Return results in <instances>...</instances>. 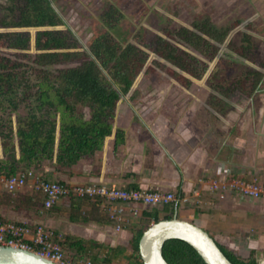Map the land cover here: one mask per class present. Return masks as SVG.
<instances>
[{"label":"trees","instance_id":"obj_1","mask_svg":"<svg viewBox=\"0 0 264 264\" xmlns=\"http://www.w3.org/2000/svg\"><path fill=\"white\" fill-rule=\"evenodd\" d=\"M7 1L6 14L0 17V177L24 170L42 173L47 164L61 173L97 152L113 155L125 136L115 125L118 106L125 97L135 98L134 82L150 71L149 65L165 69L171 64L176 70L166 71L170 81L186 93L204 89L202 103L216 118L237 102L251 99L264 83V62L238 77H214L222 65H237L221 57L223 45L230 49L232 28L202 22L178 29L175 36L192 53L167 40L169 32L157 35L152 45L140 30L130 37L121 28L124 17L111 5L100 18L103 30L93 31L83 43L60 14L57 3L67 0ZM241 27L249 28L250 23ZM250 38L243 32L238 51L234 47L229 51L253 60L256 46ZM79 105L89 110L88 119L76 115ZM163 209L171 211L163 220L171 219L174 206ZM153 220L160 221L157 215ZM145 230L132 241L140 264L138 242ZM218 247L233 264H259L253 252L242 258ZM162 254L168 264H205L181 240L165 242Z\"/></svg>","mask_w":264,"mask_h":264},{"label":"crops","instance_id":"obj_2","mask_svg":"<svg viewBox=\"0 0 264 264\" xmlns=\"http://www.w3.org/2000/svg\"><path fill=\"white\" fill-rule=\"evenodd\" d=\"M244 102V108L236 104L221 118L197 104L187 112L189 127L182 125V117L180 126L170 127L164 113L152 125L139 118L133 123V111L128 127H121L118 110L115 125L125 136L113 155L97 152L61 173L47 164L41 174L69 186L115 185L190 195L199 177L216 176L222 164L234 174L264 183V88ZM200 188V204L180 208L177 218L200 227L229 251L246 249L248 255H259V264H264V201L214 193L207 185ZM43 200L29 187L10 192L0 183V220L26 224L32 231L41 225L52 232L69 260L86 258L96 264H140L133 238L154 223V215L163 220L161 214H170L168 209L139 206L117 232L100 201L68 196L45 209Z\"/></svg>","mask_w":264,"mask_h":264},{"label":"rangeland","instance_id":"obj_3","mask_svg":"<svg viewBox=\"0 0 264 264\" xmlns=\"http://www.w3.org/2000/svg\"><path fill=\"white\" fill-rule=\"evenodd\" d=\"M57 5L67 25L77 33L83 43L89 41L93 31L103 30L100 18L111 5L124 17L121 28L127 29L130 37L139 30L142 31V37L150 45L157 35L169 32L172 35L169 37L165 35L167 40L178 48L195 53L191 47L178 40L175 32L180 28L189 29L193 24L201 26L202 22L217 29L232 28L229 48H237V51L243 32L251 34V42L256 46L253 60L239 59L235 53L232 54L230 49H227V45H223L221 57L234 61L237 65L226 64L219 67L214 74L216 80L238 77L245 69H256L257 64L264 62V0H67L59 1ZM7 6V0H0V17L6 14L4 10ZM247 21L250 27H241ZM148 67L150 71L142 73L134 82L135 98L125 97L118 106L119 125L128 127L131 121L130 112L133 111L135 116L132 119L133 123L139 118L150 125L159 114L164 113L170 127L180 126L181 117L182 125L189 127L191 118L187 112L197 104L198 109L203 111L206 106L202 99L207 93L202 88L194 90L192 94L179 89L166 73L167 70H176L171 64H166L165 69L155 64ZM261 69L264 75V67ZM262 84L259 90L264 88V83ZM244 101L248 100L239 101L237 104L244 108L246 106ZM75 113L82 114L84 119L89 118V110L82 105L76 107ZM20 115H24V111H21ZM198 116L200 118L201 114ZM37 173L43 176L41 172ZM53 180L58 181V178ZM160 217L165 216L161 214ZM235 254L242 258L250 256L246 249ZM259 257V255L256 257L258 261ZM85 259L70 261L78 263Z\"/></svg>","mask_w":264,"mask_h":264},{"label":"built area","instance_id":"obj_4","mask_svg":"<svg viewBox=\"0 0 264 264\" xmlns=\"http://www.w3.org/2000/svg\"><path fill=\"white\" fill-rule=\"evenodd\" d=\"M198 187L190 195L161 190L131 189L115 185H66L56 180L45 178L31 170L20 171L8 177H1L0 183L7 191L13 192L18 188L29 187L44 196L43 207L50 209L61 199L73 196L89 201H100L108 219L119 232L127 221V215L135 214L139 206L151 209H161L173 205L175 211L185 205H198L201 200L200 186L207 185L211 192L238 194L244 199L264 201V183L257 179H249L244 174H234L224 166L218 165L216 176L199 177ZM31 235V240L26 236ZM48 232L38 225L32 231L22 223H7L0 220V248L10 247L32 252L55 264H96L90 259L72 263L64 255L63 249L52 239Z\"/></svg>","mask_w":264,"mask_h":264},{"label":"water","instance_id":"obj_5","mask_svg":"<svg viewBox=\"0 0 264 264\" xmlns=\"http://www.w3.org/2000/svg\"><path fill=\"white\" fill-rule=\"evenodd\" d=\"M181 240L190 245L205 264H233L218 247L215 240L195 224L177 218L160 220L149 226L138 242L139 256L143 264H168L162 250L165 242ZM0 264H55L32 252L0 248Z\"/></svg>","mask_w":264,"mask_h":264},{"label":"clouds","instance_id":"obj_6","mask_svg":"<svg viewBox=\"0 0 264 264\" xmlns=\"http://www.w3.org/2000/svg\"><path fill=\"white\" fill-rule=\"evenodd\" d=\"M173 193H174V192H173ZM175 194H176V193H175ZM176 195H179V194H176ZM161 209H162V208H161ZM175 213L177 214V213H178V211H175V212H174V214H175Z\"/></svg>","mask_w":264,"mask_h":264}]
</instances>
